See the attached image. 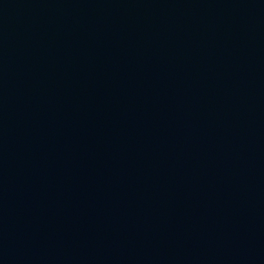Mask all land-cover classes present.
I'll return each instance as SVG.
<instances>
[{"label": "water", "instance_id": "obj_1", "mask_svg": "<svg viewBox=\"0 0 264 264\" xmlns=\"http://www.w3.org/2000/svg\"><path fill=\"white\" fill-rule=\"evenodd\" d=\"M0 264H264V0H0Z\"/></svg>", "mask_w": 264, "mask_h": 264}]
</instances>
